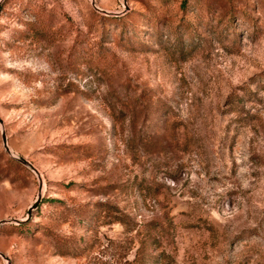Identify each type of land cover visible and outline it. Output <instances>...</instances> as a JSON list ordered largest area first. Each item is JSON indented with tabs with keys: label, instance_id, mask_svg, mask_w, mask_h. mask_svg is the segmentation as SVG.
<instances>
[{
	"label": "rangeland",
	"instance_id": "374dc122",
	"mask_svg": "<svg viewBox=\"0 0 264 264\" xmlns=\"http://www.w3.org/2000/svg\"><path fill=\"white\" fill-rule=\"evenodd\" d=\"M0 117V264H264V0H0Z\"/></svg>",
	"mask_w": 264,
	"mask_h": 264
},
{
	"label": "water",
	"instance_id": "95a60500",
	"mask_svg": "<svg viewBox=\"0 0 264 264\" xmlns=\"http://www.w3.org/2000/svg\"><path fill=\"white\" fill-rule=\"evenodd\" d=\"M0 122H2V118L1 117H0ZM2 139H3L4 147L7 150H10V148H9V146L7 144L6 135H5L4 132L2 133ZM18 158L20 159V161H22L23 163H25L28 166H30L37 174L39 173L38 170H37V168L30 161H28L27 159H25L23 156H19Z\"/></svg>",
	"mask_w": 264,
	"mask_h": 264
}]
</instances>
